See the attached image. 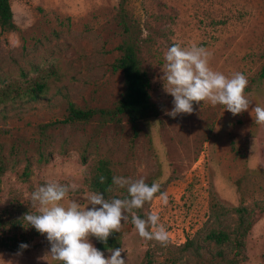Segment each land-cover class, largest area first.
<instances>
[{
	"label": "rangeland",
	"instance_id": "374dc122",
	"mask_svg": "<svg viewBox=\"0 0 264 264\" xmlns=\"http://www.w3.org/2000/svg\"><path fill=\"white\" fill-rule=\"evenodd\" d=\"M119 2L9 0L15 28L0 30V95L6 84L24 86L25 75L42 77L45 87L39 99L0 101V264L56 261L46 235H34L25 219L17 227L7 222L35 212L31 195L50 181L77 186L65 205L73 199L86 204L101 159L113 176L160 184L153 200L134 213H158L169 242L141 238L130 214L119 246L126 264H227L230 258L231 264H264V125L252 111L264 107V0H126L124 17ZM125 39L149 76L158 116L136 128L123 114L66 121L69 102L81 109L115 107L124 84L113 64ZM174 43L204 47L209 66L226 76L243 73L249 109L233 116L223 105L194 102L191 114L166 115L173 97L160 77L164 53ZM109 193L108 199L127 195L114 185ZM239 205L253 222L243 248L235 253L230 243L205 241L210 229L233 232ZM190 238L201 244L198 253L183 247ZM89 240L97 248L96 237ZM21 243L29 247L17 255Z\"/></svg>",
	"mask_w": 264,
	"mask_h": 264
},
{
	"label": "clouds",
	"instance_id": "9594fccd",
	"mask_svg": "<svg viewBox=\"0 0 264 264\" xmlns=\"http://www.w3.org/2000/svg\"><path fill=\"white\" fill-rule=\"evenodd\" d=\"M210 56L208 50L196 44L182 47L174 43L164 53L165 64L161 68L160 79L163 90L173 97V107L165 111L166 115L175 118L181 114H191L194 102H207L213 107L223 105L233 116L249 109L252 101L244 94L247 77L241 72L226 76L213 70L209 66ZM252 111L255 122L264 125V107L255 105ZM105 179L101 175L100 183H104ZM112 184L126 189L127 195L124 198L106 199L103 193L95 192L85 197L86 204L73 199L65 205L62 202L69 191L76 190L77 186L51 181L32 193L35 213H26L24 219L38 233L46 235L50 245L48 254L54 260L61 264H126L121 256L123 248L110 249V255L106 258L89 237L94 236L106 243L113 232H120L122 221L127 222L130 214L131 222L141 238L167 245L169 234L165 226L159 223L158 213H148L145 218L134 213V210L143 208L146 202L153 200L160 192V184L153 182L149 185L144 178L134 180L123 176H113ZM160 199L163 205L168 204L166 192L160 193ZM28 247V244L21 243L17 255Z\"/></svg>",
	"mask_w": 264,
	"mask_h": 264
},
{
	"label": "trees",
	"instance_id": "16d2710c",
	"mask_svg": "<svg viewBox=\"0 0 264 264\" xmlns=\"http://www.w3.org/2000/svg\"><path fill=\"white\" fill-rule=\"evenodd\" d=\"M124 2H126V0H120L119 2L121 16L123 17L125 12V10H123ZM123 24L124 29L129 31L126 22ZM14 28L15 24L13 22V13L9 0H0V30L9 31ZM119 49L121 54L114 62L113 67L116 70H120L122 73L124 90L115 107L113 109H81L76 107L74 103L69 102L67 107L68 114L65 119L66 121H89L97 113L105 120L108 118L112 119L116 115L123 114L127 116L134 128H136L139 121L158 116V110L150 96L149 76L140 66L134 43L129 39H125L119 46ZM262 75L264 76V66L262 68ZM41 79L42 77H28L25 75L22 80L24 82V86H21L20 83L6 84L0 95V101L3 102L21 96H27L30 100L39 99L41 95L40 93L45 87L44 82ZM22 88L24 91H20ZM3 169L4 164L0 157V176ZM101 175L106 178L104 183H100L99 177ZM112 177L113 174L108 166V162L102 159L98 160L95 172L90 179L89 188L94 193H103L105 198L108 199L110 195L109 189H111V186L113 185ZM151 184L152 183L149 185ZM233 209L237 213V226H235L233 232H229L225 229H210L206 232L203 239L218 246L230 243L232 244V248L235 250V253H237L243 248L245 236L247 235L248 230H250L253 222L247 220L245 216L247 209L245 206L239 205ZM26 213H28V211H25L19 218H13L10 221L6 220V222L9 221L7 224H9L10 227L22 225ZM33 229L34 235H38L39 233L36 229ZM128 229L129 226L124 227L122 224L120 232H113L109 236L106 243L101 242L96 238L97 248L99 250L119 248L122 233ZM183 247L186 249L193 247L198 253L201 248V244L195 243L194 238H190L184 242ZM217 254L219 257L223 256V251L218 250ZM231 262H235V260L233 258L227 260V264H231ZM49 264H61V262L55 261Z\"/></svg>",
	"mask_w": 264,
	"mask_h": 264
}]
</instances>
